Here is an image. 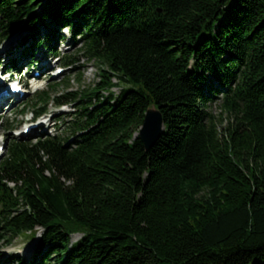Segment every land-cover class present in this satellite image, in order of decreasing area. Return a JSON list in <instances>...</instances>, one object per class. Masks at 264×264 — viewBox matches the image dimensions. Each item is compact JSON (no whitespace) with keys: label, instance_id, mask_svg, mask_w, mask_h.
Returning <instances> with one entry per match:
<instances>
[{"label":"trees","instance_id":"16d2710c","mask_svg":"<svg viewBox=\"0 0 264 264\" xmlns=\"http://www.w3.org/2000/svg\"><path fill=\"white\" fill-rule=\"evenodd\" d=\"M40 2L0 0V42L45 29L30 59L67 28L101 80L54 99L75 105L65 138L13 139L0 159V242L42 229L32 262L10 263L264 264V0ZM151 107L165 128L147 149Z\"/></svg>","mask_w":264,"mask_h":264},{"label":"rangeland","instance_id":"374dc122","mask_svg":"<svg viewBox=\"0 0 264 264\" xmlns=\"http://www.w3.org/2000/svg\"><path fill=\"white\" fill-rule=\"evenodd\" d=\"M40 1V4H48L47 2H43L44 0ZM62 33H65L66 39L60 40V38H58L57 41H55V43L57 44L58 52L60 53L59 55H70L73 57L77 56L80 57V62L75 66H65L62 65L63 62L61 58H53L51 56H48L50 57V60L44 61L41 64H49L48 68H52L46 74L42 76L43 73H40L38 77H34L33 74L35 73V70L27 71V73L23 77V83L29 85L25 89V91L27 92L26 97L19 100L15 105L11 107L6 106L5 108H0V139L5 145H9L10 141H12V138L18 136V133L22 131L24 126H26V123H37L38 121H40H32L34 119V116L32 115L34 108H32L30 104L29 106H27V111L25 113L22 112V109H24L23 103L31 98L36 90L45 89L49 91L50 95H52L53 97H57L59 95H67L71 91L75 92L82 89L94 88L95 86H97V83L100 82V69L97 63L94 60L91 61L90 59L82 57L81 53L78 52L79 45L75 46L76 44H74L73 41L74 38H71L72 36L70 32L65 30ZM21 36L22 35L18 36L19 39L21 38ZM6 44V41L0 43V65L5 62L3 59H6L7 56L12 53L8 50L9 44ZM16 44L17 42L12 43L11 46L16 49L18 47L15 46ZM50 64H52V66ZM60 70H62V73L59 72ZM23 71L24 72L22 74L24 75L25 70ZM120 89L121 86H117L115 89H113V91L116 94H119ZM100 93L103 95L102 91ZM74 110V107L69 104H67V106H56V104L51 103L50 105H48V115L42 117L41 119H45V123L51 126V128L56 132L55 134L65 136V121L66 119L70 118L66 115L67 113ZM213 112L216 115L217 122L221 129L228 124L233 123V118L231 115L227 113H221L219 102L213 105ZM72 139L73 138H71V140ZM39 232H41V230ZM38 238L39 236H37L35 239H26L23 238L22 235L12 245H7L4 240L1 241L0 264H15L10 263V261H12V259H10V256L12 255H16V257H19L20 255V257L23 258V260H25L27 263H31L33 253L31 254L30 251L37 249L36 240ZM78 238H80V235L72 236L73 240H76ZM50 260L54 263V257H52ZM14 262H16V260Z\"/></svg>","mask_w":264,"mask_h":264},{"label":"water","instance_id":"95a60500","mask_svg":"<svg viewBox=\"0 0 264 264\" xmlns=\"http://www.w3.org/2000/svg\"><path fill=\"white\" fill-rule=\"evenodd\" d=\"M164 121L159 109L152 107L147 110L139 138L149 149L159 138L164 130Z\"/></svg>","mask_w":264,"mask_h":264},{"label":"bare ground","instance_id":"6f19581e","mask_svg":"<svg viewBox=\"0 0 264 264\" xmlns=\"http://www.w3.org/2000/svg\"><path fill=\"white\" fill-rule=\"evenodd\" d=\"M62 35H64V37L65 38H60V40H64V39H66V35H65V33H63ZM71 36L72 37H74L72 34H71ZM58 50V49H57ZM52 68H48V67H46V70H45V74L49 71V70H51ZM44 73H43V75H44ZM42 126V123H40L39 125H38V127H36L37 128V130L40 128ZM41 130H44L43 128H41V129H39L38 131H37V134H39V135H41L42 133H41ZM44 132V131H43ZM26 135V134H25ZM28 135V134H27ZM32 137V136H31Z\"/></svg>","mask_w":264,"mask_h":264}]
</instances>
